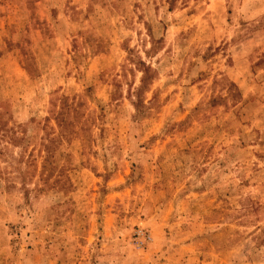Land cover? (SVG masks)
Instances as JSON below:
<instances>
[{
  "label": "rangeland",
  "instance_id": "1",
  "mask_svg": "<svg viewBox=\"0 0 264 264\" xmlns=\"http://www.w3.org/2000/svg\"><path fill=\"white\" fill-rule=\"evenodd\" d=\"M0 114V264H264V0H0Z\"/></svg>",
  "mask_w": 264,
  "mask_h": 264
},
{
  "label": "trees",
  "instance_id": "2",
  "mask_svg": "<svg viewBox=\"0 0 264 264\" xmlns=\"http://www.w3.org/2000/svg\"><path fill=\"white\" fill-rule=\"evenodd\" d=\"M68 114L69 113L67 111H62L59 114V116L57 117L58 126L61 128V130L67 129V124L65 122H66V115H68ZM64 132H65V130L62 131V133H64ZM62 133H61V135H62ZM6 139H8L9 140L8 142L12 143L15 146H16V144H19L23 140V138L17 136V131L15 130V128L8 127V122L4 121L3 115L0 114V144L2 143L3 140H6ZM45 148H47L49 150V147L45 146ZM0 155L3 156V151L1 148H0ZM23 159H24V157H21L20 161L23 162ZM20 175H22L21 178H22L23 189H26L27 183L25 182L26 179L24 177V174L21 173ZM46 185H47V183L44 182V186H46ZM40 189H43V188H40Z\"/></svg>",
  "mask_w": 264,
  "mask_h": 264
}]
</instances>
